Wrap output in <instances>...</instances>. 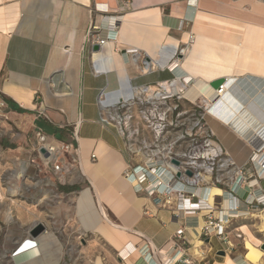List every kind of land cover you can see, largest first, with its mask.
Wrapping results in <instances>:
<instances>
[{
    "label": "crops",
    "instance_id": "obj_1",
    "mask_svg": "<svg viewBox=\"0 0 264 264\" xmlns=\"http://www.w3.org/2000/svg\"><path fill=\"white\" fill-rule=\"evenodd\" d=\"M193 2L0 0V91L8 115L16 126L24 124L34 133L42 130L54 145L72 142L78 132L74 144L80 167L66 175L71 187L64 192L84 189L77 199L83 231L101 239L113 264L144 263L139 251L148 244L158 263H164L173 253V237L183 227L189 244L186 255L193 264H264L248 259L256 250L243 259L233 252L237 247L228 248L217 238L205 239L203 248L199 242L200 257H195L201 219L178 221L171 208L155 205L154 196L127 181L124 173L134 163L127 144L115 128L99 121L102 92L112 103L129 98L131 85L153 88L173 80L187 85L183 78L193 79L189 85H211L232 77L229 96L216 101L215 114L208 119L237 166L251 169L252 157L264 156V95H258L264 86V0ZM92 25L99 30L90 38ZM197 46L203 73L215 70L207 78L187 66ZM175 61L180 63L173 71ZM246 77L260 81L253 85L254 80H247L250 94L244 87ZM255 95L260 97L252 98ZM262 214L260 207L254 217ZM52 240L44 235L34 242L22 240L11 256L16 263L15 252H36L35 258L21 263L33 264ZM122 251L129 253L125 261L119 257ZM95 264L103 262L98 258Z\"/></svg>",
    "mask_w": 264,
    "mask_h": 264
},
{
    "label": "built area",
    "instance_id": "obj_2",
    "mask_svg": "<svg viewBox=\"0 0 264 264\" xmlns=\"http://www.w3.org/2000/svg\"><path fill=\"white\" fill-rule=\"evenodd\" d=\"M98 30L97 26L92 25L88 32L89 37H94ZM99 44L104 45L105 41ZM186 47H189L188 44L180 50V54H184ZM177 68L176 64L173 71ZM183 82L187 85L182 86L178 93H175L179 86L176 85V80L166 83L168 88L174 91L173 93H169L163 84L157 85L153 92L148 86L131 85L132 95L129 98L121 97L112 103L107 102L106 93L102 92L98 97L99 121L103 127H113L117 130L125 140L130 156L135 154L141 157V162L127 167L124 173L125 179L139 190L147 191L154 196L155 205L165 209L171 208L173 217L178 221L179 219L199 221L202 218L204 226L199 230L198 241L201 244L199 248L205 245V239L212 238H217L228 248H232L228 234L231 223L240 218H248L250 215L254 217L260 207L264 211V164L260 169L255 163L256 153L250 160L253 168L245 169L237 166L224 147L213 139L206 122L207 113L210 112L205 105L203 112L194 120L190 118L188 122L182 123L187 127L181 132L179 139L167 143L168 137L177 133L173 130L176 127L173 125V114L178 107L174 105L175 103H171V100L174 98L184 100L180 98V93L185 86H188L189 81L183 78ZM223 90L224 84L219 88V93L221 94ZM151 93L155 96L149 97ZM7 115L8 105L0 91V122ZM181 115V113L177 114L178 120ZM141 127L150 130L148 134L150 140H147L145 133H142ZM73 137L78 140L76 130ZM37 138L40 146L46 151V154L41 155L45 163L52 165L54 172L65 174L63 170H66L69 174L74 166L67 162L65 155L77 153L75 147L66 143L50 144L47 136L41 131L37 133ZM181 140L187 146L178 154L175 149L178 141ZM92 159H95L94 155ZM173 160L178 161L179 164L175 165ZM74 162L77 163L76 159ZM187 171H191L193 176L189 177ZM152 179L156 182L154 186ZM177 185L182 186L180 190L176 188ZM218 186L229 190V201L232 204L228 202L227 207H224V201L218 204L216 197L214 206H210L195 192V190ZM244 193H247L243 199L246 209L241 210L240 197ZM229 209L232 211L227 212ZM240 211L246 215L238 217ZM185 232L186 229L183 227L173 237V253L164 264H193V258L186 255L189 244ZM141 253L146 264L158 263L149 244L141 249Z\"/></svg>",
    "mask_w": 264,
    "mask_h": 264
},
{
    "label": "rangeland",
    "instance_id": "obj_3",
    "mask_svg": "<svg viewBox=\"0 0 264 264\" xmlns=\"http://www.w3.org/2000/svg\"><path fill=\"white\" fill-rule=\"evenodd\" d=\"M247 78L249 77L243 80L247 83V86L244 87L250 94L252 85L247 80H254L253 85L260 81L253 77ZM262 84L264 85V83ZM156 87H153V91ZM260 89L263 91L258 95L263 96L264 86ZM153 94L151 93L149 97H154ZM260 96L256 97L255 95L252 98ZM171 103H175L174 105L178 107L173 114V125L176 127H174L175 129L172 127L177 133L175 136H169L167 143L179 139L181 132H184L187 127L182 123L188 122L190 118L194 120L203 112L204 105L202 98L195 101L174 98ZM178 113L182 114L179 120ZM209 115L210 113H207L206 117L208 129L213 139L218 141L219 136L208 119ZM141 128L147 140H150L148 137L150 130ZM40 131L44 133L42 130L34 133L24 124L16 126L9 115L0 122V146H3V148L0 147V264H16L11 252L19 246L24 238H31L29 230L37 223H42L46 227V232L38 239L44 235L52 236L53 240L49 242V247L46 250L41 251L33 264H95L98 258L102 260L103 264H113L107 261L106 253L111 251L105 249L101 244V239H98L95 234L83 231L81 217L77 209V199L84 189L70 193L64 192L66 187H71L66 179V175H68L66 170H63L65 174L54 172L52 165L46 164L41 158V155L44 154L40 153L42 147L37 138V133ZM76 141L78 140L72 137V142L66 144L73 145L77 150L74 144ZM48 142L52 144L49 140ZM218 143L220 142L218 141ZM186 146L184 141H178L175 152L179 154L180 151L185 150ZM65 156L67 162L71 163L74 168L80 167L77 153ZM131 158L134 161L131 163L132 166L141 162V157H137L135 154ZM74 159L77 163L74 162ZM217 188L223 192V195L217 196L216 202L220 204L223 201L225 203L229 201V190L222 186ZM246 195L247 193H244L240 197L241 210L246 209L243 200ZM225 203H223L224 207ZM261 209L263 208L261 207ZM243 226L248 227L251 237L241 232ZM228 234L233 247H237L233 252L238 253L244 259L248 252L256 250V253L261 255L259 261L264 260V250L261 248L264 245V214L259 218L250 215L248 218L234 220L228 229ZM195 242L198 244L199 241ZM21 243H25V240ZM259 244L261 245L259 246ZM247 245H250L251 249H248ZM58 250L61 252L59 259L56 260L55 257L59 256ZM144 263L146 262L144 261Z\"/></svg>",
    "mask_w": 264,
    "mask_h": 264
},
{
    "label": "bare ground",
    "instance_id": "obj_4",
    "mask_svg": "<svg viewBox=\"0 0 264 264\" xmlns=\"http://www.w3.org/2000/svg\"><path fill=\"white\" fill-rule=\"evenodd\" d=\"M193 3H196V0H194V2ZM257 28V27H256ZM249 33V32H248ZM253 33V32H252ZM256 34H258V33H256ZM264 38V37H263ZM191 40H192V38H191ZM264 40V39H263ZM250 41V40H249ZM249 43V42H248ZM246 44V43H245ZM262 44V43H261ZM260 44V45H261ZM249 46V45H248ZM199 47H201V49L203 48V46H202V44L201 43H199ZM186 51H187V49H186ZM185 51V52H186ZM185 52H184V54H185ZM199 53H200V50L198 49V46L197 47H195L194 48V51L191 53V56H190V58L188 59V61H187V66H189V67H191V68H193V70L195 71V72H197V73H200L201 75H203V78H207L209 75H211L212 73H213V71H215L214 69H209V71L208 72H206V73H203V69H205V68H202V66H201V64L199 63L201 60H200V57H199ZM223 53V52H222ZM183 54V55H184ZM201 54V53H200ZM209 54V53H208ZM238 54V53H237ZM218 56H219V54H218ZM215 60V63H218V61H219V58L218 57H215L214 58ZM232 61V60H231ZM176 62V61H175ZM223 62V61H222ZM179 63H180V61H178V62H176V64L177 65H179ZM174 64V63H173ZM223 64H224V62H223ZM219 65V64H218ZM230 65V64H229ZM235 65V64H234ZM245 65V64H244ZM175 66V65H174ZM186 66V67H187ZM233 66V65H232ZM221 67V66H220ZM237 68V67H236ZM220 69H221V72H222V69H223V67L222 68H219V71H220ZM235 69V68H234ZM231 71V70H230ZM238 71V70H237ZM220 72V73H221ZM218 73V72H217ZM228 73V72H227ZM230 74V73H229ZM214 75V74H213ZM193 76V75H192ZM218 76H219V73H218ZM228 76V75H227ZM232 76V75H231ZM187 80L189 81V84L192 82V80L193 79H191V78H187ZM200 80V79H199ZM225 80V79H224ZM233 78L231 77V78H227L225 81H224V90H223V92L220 94L219 93V88L218 89H215L212 85H204V83H201L200 81V83L198 82V84H196V85H189L188 84V86H185V89L183 90V92H181L180 93V98H184V99H188V100H190V101H195L196 99H198V98H202V100H203V103H204V105H205V107L209 110V112L210 113H212V114H215L214 113V111H213V109H214V107H215V103H216V101H218V99H224L225 97H226V99H227V96H229L228 95V89H229V87H230V85L233 83ZM204 81V80H203ZM166 88H167V90L169 91V93H173L174 91H172L171 89H169L168 88V84H163ZM182 86H184V85H182ZM179 87H181V85H179ZM181 88H176V90H175V93H178V91L180 90ZM150 90H151V92H153V88L151 87L150 88ZM155 93V92H154ZM131 95H132V92H131ZM154 96H155V94H153ZM193 103H195V102H193ZM232 127L235 129V127L232 125ZM52 142V141H51ZM254 161H255V163L256 164H258L259 166H260V169H262V167H263V164H264V156H263V154H259V153H257L256 155H255V159H254ZM127 180V179H126ZM128 181V180H127ZM155 180H153L152 179V186H154L155 185ZM182 186H179L178 187V185L176 186V188H178V190H180V188H181ZM195 192H196V194L200 197V199L202 200V201H206L210 206H214V200H215V197H217V196H221V195H223L222 193V191L219 189V188H217V187H210V188H208V189H206V190H203V189H200V190H195ZM225 198H227V196H225ZM228 202L229 203H231L232 204V202L231 201H227L226 203H225V206L227 207L228 206ZM230 205V204H229ZM232 210L231 209H229L227 212H231ZM238 217H242V216H244V215H246L243 211H240V212H238ZM200 221V220H199ZM200 227H199V229H201L203 226H204V220L201 218V224L199 225ZM114 231H115V233L118 231V230H115L114 229ZM242 231L244 232V234L245 235H248V236H250L251 237V233L249 232V230H248V228L247 227H243L242 228ZM119 233V232H118ZM118 233L116 234V235H118ZM121 233H119V235H120ZM118 235V236H119ZM115 236V235H114ZM115 239V238H114ZM23 240H25V242H34V241H36L37 239H30V238H25V239H23ZM116 241H117V239H115ZM116 241H114V242H116ZM257 241V240H256ZM199 243V242H198ZM257 243V242H256ZM201 245V244H200ZM199 247V246H198ZM120 249V248H119ZM38 253H33V252H29L28 254H25V253H23V252H20V251H17V254H15V257H16V263H19V264H21V263H23V262H25L26 261V259H27V257H33V258H35L36 257V255H37ZM119 254H120V258L123 260V261H125V260H127L128 259V257H129V253L127 252V251H125V252H119ZM139 254L142 256V253H141V250L139 251ZM195 257H200L199 256V253H198V250H197V243H196V246L193 248V253H192ZM260 257H261V255H259V253H256V252H253L252 254H250L249 255V257H248V259L249 260H251L252 262H257V261H259L260 260ZM165 263V262H164ZM164 263H156V264H164ZM155 264V263H154Z\"/></svg>",
    "mask_w": 264,
    "mask_h": 264
},
{
    "label": "water",
    "instance_id": "obj_5",
    "mask_svg": "<svg viewBox=\"0 0 264 264\" xmlns=\"http://www.w3.org/2000/svg\"><path fill=\"white\" fill-rule=\"evenodd\" d=\"M95 50H98V47H95L94 48ZM224 83V79H219V80H216L214 82L211 83V85L215 88V89H218L221 87V85H223ZM40 153L42 154H46V151L44 148L40 149ZM173 163L175 165H178L179 162L176 161V160H173ZM189 177H192L193 176V173L191 171H187L186 173ZM46 232V227L42 224V223H37V224H34L33 227L29 230V235L31 236L32 239H38V237H40L42 234H44ZM262 250H264V245L261 247ZM14 254H17V252H15ZM219 255H225V252L222 251L219 253Z\"/></svg>",
    "mask_w": 264,
    "mask_h": 264
}]
</instances>
